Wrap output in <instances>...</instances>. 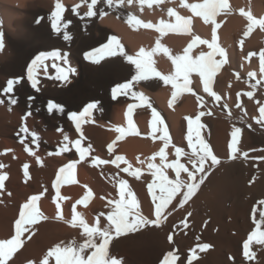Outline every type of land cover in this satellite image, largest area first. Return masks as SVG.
<instances>
[{
	"label": "bare ground",
	"instance_id": "obj_1",
	"mask_svg": "<svg viewBox=\"0 0 264 264\" xmlns=\"http://www.w3.org/2000/svg\"><path fill=\"white\" fill-rule=\"evenodd\" d=\"M184 2L202 4L204 0ZM227 2L230 11L215 17L216 23L220 25L215 29V41L226 53L223 58L218 55L214 57L216 61H225L215 72L212 83L213 91L221 96V100L215 102L203 91L201 78L193 71L189 75V88L192 91L182 89L175 98L173 92L176 90L171 84L165 85L158 78L133 81L132 91L147 97L151 107L131 95L112 98V88L130 81L135 75L134 66L128 64L123 57L118 55L102 61L100 65H93L85 61L83 56L86 51L107 43L112 36L120 41L129 55H135L142 48L151 51L156 48L157 41L172 56L183 55L194 37L212 42L214 25L205 23L202 17L181 7L180 0H159L158 3L154 0L151 6L145 2L143 8L139 0L113 8L108 7L105 0H97L93 9L95 15L92 17L84 16L88 5L82 0H60L65 9L63 20L70 21L67 30L72 39L68 42L63 40L62 34L57 35L52 31L48 19L55 10L56 0H36L34 6L29 5L27 8L12 3L0 7V32L4 33L5 39V48L0 52V74L19 81L14 86L16 91L6 95L1 93L0 85V124L6 126L2 128L4 132H11L13 128L17 134H23L21 128L24 122L35 121L39 133L36 130L33 133L38 135L37 144L44 148V153H40V156L37 154L35 157L34 154L29 158L27 155L30 152L24 148L25 152L28 151L26 159L20 155L13 157L15 160L12 162L8 157L12 163L8 161L6 166L10 165L7 168L14 174L13 183L26 181L32 187L34 195L40 197L36 207L42 214L32 228L35 229L32 240H29V244L24 242L28 244L30 254L25 247L19 254L13 255L8 264H20L21 260H30V257H35V263L33 260L30 262L41 264L46 253L56 244L67 243L72 239L81 242L82 229L72 227L69 223L73 218V207L91 226L99 213L107 214L110 211L109 200L119 199L116 180L120 178L128 181V187L139 202L141 213L149 219H155L150 211L154 205L153 193H149L148 184L154 183L153 192L158 194L160 181L152 174L153 170L148 169V163L151 160L158 166L161 164L158 155L161 149L165 152V163H172L177 159L175 147L191 152L187 143L188 119H195L201 111L205 112L200 118V123L204 125L200 129L201 136L221 160L220 165L212 169L184 208L176 207L180 199L179 196L176 197L168 208L171 215L159 228L149 226L137 233L114 239L109 245V255L122 260L123 264H162L165 255L175 250L180 257L176 264H187L190 250L196 248L197 258L193 260V264H264V248L259 245L253 244L250 248L255 253L254 259L246 260L243 256V243L255 230L253 208H256L258 219L261 206L257 202L264 200V161L253 159L264 155V152L259 151L264 149V127L256 122L260 116L259 108L264 104V71H261L264 65L260 60V53L264 52V28L257 25L252 26L249 31V21L246 16L241 15L243 10L256 19H264V0ZM169 9L190 19L191 24L185 26L180 23L174 29L165 30L163 34L157 31L161 27V21L177 25L175 16L168 15ZM22 12L27 14L28 19L17 18V14ZM130 15L144 23H151L154 27H133L127 23ZM40 17L44 19L37 24L35 21ZM52 50H60L62 55L67 54L76 74L71 76V83L67 85L58 81H39L40 90L36 91L26 80L27 68L39 52ZM211 52L212 49L207 44H196L190 55L195 58L201 53L208 55ZM151 59L154 61L152 66L162 75L175 73V65L163 51ZM249 73H255V76H250ZM257 81L260 83L257 84ZM242 89H246V93L251 91L252 97L249 98ZM193 93L203 97V105ZM11 98L16 99L15 104L10 103ZM49 102L62 106L64 113L61 115L55 110L49 113ZM88 103H96L99 110H94L93 120L82 123L80 131H77L69 115L72 112L79 113ZM237 103L241 104L240 108L236 107ZM224 104L228 107L224 108ZM153 110L163 120V125L156 124L157 129H168L170 143L167 148L161 138L162 132L153 133ZM209 111L211 115L208 114ZM25 116L27 119H24ZM235 127L242 129L238 148L241 152L249 153L247 161L242 157L236 160L229 158L228 145ZM65 134L69 141L79 139L82 149L89 145L91 149L83 158L76 151L74 143L68 144V151H60L67 143L64 141ZM32 138L30 137V142L28 139L26 142L35 145ZM1 145L3 147L7 144ZM110 145L111 153L108 150ZM237 155L239 157L240 154ZM116 156L123 157L124 161L132 165L129 171L139 169L140 178L120 171V168L127 167L124 161L118 162L119 168L111 163ZM93 157L109 163L96 164ZM153 157L154 160L151 159ZM73 162L75 167L69 173L67 166ZM179 162L192 170L186 156L180 157ZM19 165L23 168L28 166L27 175H24L23 168L22 176L15 174ZM61 168L65 172L61 173ZM164 173L169 180L175 177L172 169L165 168ZM57 177H60L58 192L54 187ZM181 178L187 179V174L181 172ZM89 191L92 194L85 201ZM57 205L63 219L57 218ZM188 212L192 215L188 216ZM43 216L48 219L44 220ZM241 216H246L247 220H241ZM185 218L187 228L182 225L174 227L180 225ZM106 223L105 218L100 217L102 228ZM169 235L172 236L171 242L168 240ZM203 244L210 247L201 252L197 245ZM49 264H55L54 257L49 259Z\"/></svg>",
	"mask_w": 264,
	"mask_h": 264
},
{
	"label": "snow or ice",
	"instance_id": "obj_2",
	"mask_svg": "<svg viewBox=\"0 0 264 264\" xmlns=\"http://www.w3.org/2000/svg\"><path fill=\"white\" fill-rule=\"evenodd\" d=\"M82 2L88 5V10L84 13V16H94L95 12L93 9L97 4V0H91V3H88V0H82ZM105 2L108 7L113 8L123 7L125 4H133L134 0H105ZM145 2H148L149 6H151V3L154 2V0H139L141 8H143ZM155 2L158 3L159 0H155ZM180 6L187 8L194 15L202 17L205 23L214 25L212 42L202 40L198 36L194 37L192 44H189V46L184 50L183 55L172 56L169 54V50L167 48H162L159 41H157L155 49L147 51L142 48L135 55H129L125 52L120 41L115 36H112L107 43H104L99 47H94L84 53L83 59L93 65H100L102 61L119 55L123 57L128 64L134 66L135 75L132 79L128 82L117 84L112 88L111 94L113 99L121 95H131L132 97L138 98L142 103L148 104L147 97H145L142 93L132 91V83L133 81H148L153 78H158V80L163 81L165 85L171 84L172 88L176 90L173 92V98H175L182 89L192 91L191 88H189V84L191 83L189 75L191 72L195 71L201 78L203 91L212 97L215 102H219L221 100V96L213 91L212 83L215 72L225 61H216L214 57L218 55L223 58L226 56V53L217 45L215 41V29L220 27V25L216 23L215 17L220 15L222 12L230 11V6L227 0H204V3L202 4H187L184 0H180ZM78 7L79 5L77 8ZM64 11V6L60 3V0H56L55 10L51 12L48 19L51 22L52 31L57 35L62 34L63 40L68 42L72 39L67 30L70 21L63 20ZM73 11L75 12L76 9H73ZM77 15H79L78 12ZM101 15L103 16V13H101ZM168 15L175 16L177 25L161 21V27L158 28L157 31H160L162 34L165 30L174 29L180 23H183L185 26L191 24L190 19L181 17L172 9L168 10ZM241 15L246 16L249 21V31H251L252 26L257 25L264 28V19H256L251 13L244 12L243 10H241ZM42 19H44V17H40L35 22L39 24ZM127 23L133 27L141 25L144 28L154 27L153 24L144 23L133 15L128 17ZM185 31H187V27L185 28ZM196 44H207L208 48L212 49V52L208 55L201 53L198 57L194 58L190 55V53L193 46ZM4 48V33L0 32V52H3ZM160 51H163V53L167 55L175 65L176 71L174 74L162 75L152 66L154 61H152L151 58ZM260 60L262 65H264V52L260 53ZM48 61H51V63L49 64ZM38 70L43 71L45 79L58 81L62 85L71 83V76L76 74V69L70 65L67 54L62 55L60 50L41 51L39 54L35 55L34 59L31 60V63L27 68V79L31 83V87L36 91L40 90L38 87L39 81L36 75ZM261 71H264V67L261 68ZM249 75L255 76V73H249ZM18 83V80L10 79L7 82L6 87L3 89V94L6 95L11 93L14 86ZM259 83L260 81H257V84ZM252 87L255 88V85H252ZM193 95L196 94L193 93ZM237 95L239 96L240 94L238 93ZM246 95L251 98L253 93L249 91ZM196 99L201 103V105L204 104L202 96L196 95ZM0 103H2V101H0ZM10 103L15 104L16 99L11 98ZM148 106L151 107L150 104H148ZM223 107L227 108L228 105L224 104ZM236 107L240 108L241 104L237 103ZM47 110L49 113H52L54 110L61 115L64 113V108L62 106L52 102L48 103ZM94 110H99L97 108V104L88 103L79 113H70L69 119L73 122L77 131H80L82 123L91 122L93 120ZM259 113L260 116L256 119V122L260 124L261 127H264V104L260 106ZM208 114L211 115V112L209 111ZM204 115L205 112L201 111L195 119H188L187 143L191 152H186L181 147L173 146L175 147V155L177 159L172 163H165V152L161 149L158 153L161 158V164L158 166L155 163H152L151 160L148 163V169L153 170L152 174L160 181L158 194L153 192L155 186L154 183L148 184L149 193H153L152 204L154 205V208H151L150 211L155 216V219H149L141 213L139 202L136 200L135 195L128 187V181L123 178L117 179L116 184L119 186V199L115 201H108L110 211L107 214L104 212L99 213L95 217V222L90 226L82 216L76 213L75 208L73 207V218L69 223L72 227L82 229L80 233L83 238L82 241L77 242V240L72 239L67 243L61 242L56 244L46 253L41 261V264H49V259L53 257L55 258V264H123L122 260L109 255V245L112 241L121 236H128L129 234L137 233L149 226L159 228L167 220L168 216L171 215L168 208L169 205L172 204L173 200L179 196L180 199L176 207L184 208L185 204L189 202V200L196 194L199 187L205 182L207 176L211 174L212 169L220 165L221 160L213 153V149L210 144L201 136L200 129L203 128L204 125L200 123V118ZM153 117V133H156L157 131L162 132L161 138L164 140V147L167 148L170 143L168 129L166 127L157 129L156 124L159 123L163 125V120L160 119L159 114L156 113L155 110H153ZM24 119H27V116H25ZM241 122L243 123V118H241ZM193 125H195V128H193ZM249 127H251V125H249ZM21 131L26 135L32 136V142L38 141L36 134L29 133L26 127H22ZM117 131H120V129H117ZM241 132L242 129L240 127H235L231 133L232 139L228 145L230 150L229 158L231 160H236L242 157L244 161H247L249 158L248 152H241L238 148ZM64 141L67 143L64 144L60 151H68V144L74 143L76 151L79 153L81 158H83L91 149V145H89L88 148L82 149L80 147L79 139L74 142L69 141L67 134L64 135ZM25 149L29 150L27 145H25ZM108 150L109 153L112 152L111 145ZM259 151L264 152V149H260ZM238 153L240 154L239 157L237 155ZM182 156L187 157V162L192 165V170H189L184 164L179 162V158ZM151 159L154 160L155 157ZM253 159L264 161V155L254 157ZM93 161L96 164L109 163V161L99 160L96 157H93ZM120 161H124V158L116 156L115 160L111 161V163L115 164L116 167L119 168L120 165L118 162ZM124 163L127 164V167L120 168V171L128 173L129 176L139 179L140 170L134 169L129 171L132 169V165L127 161H124ZM141 163H143V161H141ZM206 165L207 171H205ZM0 167H3V165H0ZM74 167L75 162L67 166L69 173ZM165 168L174 170L175 177L173 179L169 180L165 175ZM24 169L25 175H27L28 166L25 165ZM60 172H65V169L61 168ZM181 172L187 174V179L181 178ZM197 177H199V179H197ZM5 178V176L0 175V189L4 187ZM59 184L60 177H57V183L54 185L57 192L59 191ZM8 194L11 195V193ZM91 194V191H89L84 198L85 201L91 196ZM129 197H131L130 200L128 199ZM39 199V196L34 195L30 198V202L23 205L19 218L15 221V235L13 238L0 240V264H8L9 259L12 258L14 253H16L21 247L23 243L21 237L25 232L30 233L28 235L29 240L32 238V235H35L34 229L29 226L35 225L38 219L42 216L36 207V202ZM83 202L84 201H80V203ZM257 204L261 206L258 219L255 207L252 212L255 230L248 235L247 239L243 243V256L246 260H252L255 257V253L250 251L253 244L264 248V230H262L264 229V200H259ZM187 215L191 216L192 213L188 212ZM100 217H104L107 221L103 228L100 226ZM57 218L63 219V217L59 214V205H57ZM43 219L47 220L48 217L43 216ZM181 225L183 228L188 227L186 218L184 221L180 222V225H175L174 227H180ZM168 240L169 242L172 241L171 235L168 236ZM197 240H199V237H197ZM197 247L199 248V251L203 252L207 250L210 245L203 244L197 245ZM196 258L197 249L193 248L190 250L187 264H193V260ZM179 259L180 257L175 250L169 251L165 255L162 264H176ZM30 264H32V262H30Z\"/></svg>",
	"mask_w": 264,
	"mask_h": 264
},
{
	"label": "rangeland",
	"instance_id": "obj_3",
	"mask_svg": "<svg viewBox=\"0 0 264 264\" xmlns=\"http://www.w3.org/2000/svg\"><path fill=\"white\" fill-rule=\"evenodd\" d=\"M48 63L50 64L51 63V61H48ZM37 79H38V81H41L42 83H44V82H50V83H53L52 82V80H48V79H45L44 78V74H43V71L42 70H38V72H37ZM10 80V78L9 77H7L6 75H4V74H0V85H2L1 86V90H2V92L1 93H3V89L6 87V85H7V82ZM26 80H27V82L29 83V81H28V79H27V74H26ZM44 80V81H43ZM56 82V81H55ZM243 90V92L244 93H246V91L244 90V89H242ZM14 91H16V90H14L13 89V91L12 92H14ZM11 92V93H12ZM34 122V123H33ZM31 123V124H30ZM36 122L35 121H25L24 122V125H23V127H26L27 128V130H28V132L29 133H33V132H36L37 131V129L38 128H36L35 126H36V124H35ZM33 125V126H32ZM4 127H6V126H3V125H1L0 124V149H1V152H0V165L2 164L3 165V167H0V175H3V176H5L6 178H5V180H4V187L2 188V189H0V240H8V239H11V238H13V236L15 235V221L19 218V214H20V211L22 210V207H23V205L25 204V203H28V202H30V198L32 197V196H34V193L31 191L32 189V187H30V186H28V184H27V182L25 181H21V183H19V184H14L13 183V178H14V174L12 173V171L11 170H9L8 168L10 167V165H9V167L8 166H6V165H8L9 163H12L15 159L13 158V157H18V156H20V157H23V159L25 158H27V156L30 158V157H32L31 155H33L34 156V154H35V157L37 156V154H38V156H40V153L42 154V153H44V148H42V146H39L38 144H37V142H36V144L34 145L33 143L32 144H28V142H30L29 140H30V137L32 138V136H30V135H26L24 132H23V134H19V132H18V134L15 132V131H13V128H12V131L10 132H4L3 131V129L2 128H4ZM14 130H17L16 128L14 129ZM33 130V131H32ZM36 130V131H35ZM32 131V132H31ZM1 132L3 133V134H1ZM38 133H39V131H37ZM15 133H16V135H15ZM21 133V132H20ZM10 134V135H9ZM12 134V135H11ZM14 134V135H13ZM37 134V133H36ZM24 135V136H23ZM36 136H38V135H36ZM25 138V139H24ZM28 139V142H26V140ZM33 139V138H32ZM39 140V139H38ZM5 141V142H4ZM7 141V142H6ZM1 143H3V145L4 144H7V145H4L3 147H2V145H1ZM24 143V144H23ZM25 144H27V147H29L30 149L28 150L30 153H29V155H27V152H25V150H24V148H25ZM9 145V148L7 147ZM29 145V146H28ZM24 146V147H23ZM6 149V150H5ZM14 149V150H13ZM9 150V151H8ZM7 153H6V152ZM3 152H5V153H3ZM10 152V153H9ZM12 152V153H11ZM12 154V155H11ZM7 155V156H6ZM11 155V156H10ZM27 155V156H26ZM4 156H6V157H4ZM24 156H26V157H24ZM1 157H3V158H1ZM8 157H10L9 159H8ZM14 159V160H13ZM7 160V161H6ZM12 162H11V161ZM2 161V162H1ZM8 161H9V163H8ZM5 162V163H4ZM7 163V164H6ZM20 166V165H19ZM8 167V168H7ZM19 168H20V170H19ZM17 167V170L15 171V174H17L18 173V175L19 176H22L21 174L23 173V171L21 172V168H23V167ZM23 170H25L24 168H23ZM9 171H11V172H9ZM25 173V172H24ZM25 175V174H24ZM25 178V177H24ZM7 183V184H6ZM9 183V184H8ZM26 184V185H25ZM15 185V186H14ZM5 186H7V187H5ZM10 186H14V187H10ZM22 186V187H21ZM14 190H15V192H14ZM25 191V192H24ZM31 192V194H29ZM8 193H11V195H9ZM27 193H28V195H27ZM33 193V194H32ZM26 194V195H25ZM12 200H13V202H12ZM19 200V202H17ZM4 201V202H3ZM12 203H11V202ZM15 201V202H14ZM7 202V203H6ZM10 202V203H9ZM16 203V204H15ZM12 211V212H11ZM4 216V217H3ZM243 218V219H242ZM2 219V220H1ZM4 220V221H3ZM241 220H244V221H246L247 220V217L246 216H241ZM10 223V224H9ZM3 225V226H2ZM36 226V225H35ZM30 228H34V225H32V226H29ZM5 229V230H4ZM4 230V231H3ZM34 231H35V229H34ZM30 233L29 232H25L24 234H23V236L21 237V239L23 240V243L24 242H26V243H28L29 244V242L32 240V238H33V236L34 235H32V238L30 239V241H29V239H28V235H29ZM25 237V238H24ZM25 239H27V240H25ZM22 243V245H21V247L17 250V252L16 253H20V252H22L23 250L22 249H24L25 247L27 248V245L28 244H26V243H24L23 244ZM24 246V247H23ZM25 248V249H26ZM29 247L26 249V250H28L27 251V253H29L30 254V251H29ZM22 250V251H21ZM16 253H14V255L16 254ZM30 256V255H29ZM32 258V259H31ZM30 260H35V257H30ZM30 260H25V261H23V260H21L20 261V264H30ZM33 261H31L32 262V264H34L35 263V261H34V263H33Z\"/></svg>",
	"mask_w": 264,
	"mask_h": 264
},
{
	"label": "clouds",
	"instance_id": "obj_4",
	"mask_svg": "<svg viewBox=\"0 0 264 264\" xmlns=\"http://www.w3.org/2000/svg\"><path fill=\"white\" fill-rule=\"evenodd\" d=\"M19 4L20 6H23L25 8H27L29 5L34 6L36 3V0H0V7L6 5V4ZM17 18L20 20H25L28 19L27 14L22 12L17 14Z\"/></svg>",
	"mask_w": 264,
	"mask_h": 264
}]
</instances>
